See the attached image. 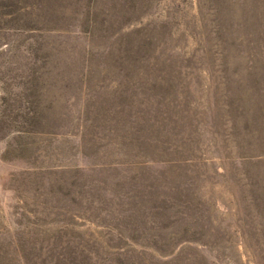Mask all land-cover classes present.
I'll list each match as a JSON object with an SVG mask.
<instances>
[{
	"label": "rangeland",
	"instance_id": "1",
	"mask_svg": "<svg viewBox=\"0 0 264 264\" xmlns=\"http://www.w3.org/2000/svg\"><path fill=\"white\" fill-rule=\"evenodd\" d=\"M0 264H264V0H0Z\"/></svg>",
	"mask_w": 264,
	"mask_h": 264
}]
</instances>
